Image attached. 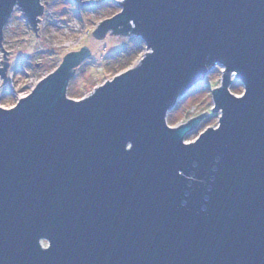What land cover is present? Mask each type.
<instances>
[{"label":"water","instance_id":"water-1","mask_svg":"<svg viewBox=\"0 0 264 264\" xmlns=\"http://www.w3.org/2000/svg\"><path fill=\"white\" fill-rule=\"evenodd\" d=\"M45 4L0 0L2 50L13 7L35 30ZM117 4L92 34L140 38L135 66L70 98L82 46L0 106V264H264V0ZM216 65L217 125L184 141L206 113L166 114Z\"/></svg>","mask_w":264,"mask_h":264},{"label":"rangeland","instance_id":"rangeland-1","mask_svg":"<svg viewBox=\"0 0 264 264\" xmlns=\"http://www.w3.org/2000/svg\"><path fill=\"white\" fill-rule=\"evenodd\" d=\"M116 1L119 0H98L85 5L76 0H40L46 4L35 30L15 5L3 26L2 48L7 53H4V59L0 47V60L8 65H4V82L0 75V106H12L20 95L29 92L34 81L53 72L66 53L79 51L82 46L89 54L70 71L72 74L66 87V96L70 98L86 97L116 73L135 66L146 52L140 38L110 31L101 38L92 34L103 19L119 11ZM220 78L221 66L216 65L167 112L169 126L187 123L190 118L206 113L184 135V141H192L205 128L217 125L219 112L211 110V90L220 85ZM229 90L240 94L242 85L232 79Z\"/></svg>","mask_w":264,"mask_h":264},{"label":"built area","instance_id":"built-area-1","mask_svg":"<svg viewBox=\"0 0 264 264\" xmlns=\"http://www.w3.org/2000/svg\"><path fill=\"white\" fill-rule=\"evenodd\" d=\"M37 81H38V80L34 81V83H33V85L31 86V88H33V86L37 83ZM22 96H24V94H23ZM22 96L20 95V97H22ZM18 98H19V97H18Z\"/></svg>","mask_w":264,"mask_h":264}]
</instances>
